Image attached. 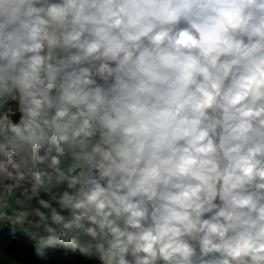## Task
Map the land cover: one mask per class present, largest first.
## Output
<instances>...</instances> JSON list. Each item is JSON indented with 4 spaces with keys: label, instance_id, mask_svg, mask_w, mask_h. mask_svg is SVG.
Returning a JSON list of instances; mask_svg holds the SVG:
<instances>
[{
    "label": "clouds",
    "instance_id": "9594fccd",
    "mask_svg": "<svg viewBox=\"0 0 264 264\" xmlns=\"http://www.w3.org/2000/svg\"><path fill=\"white\" fill-rule=\"evenodd\" d=\"M5 233L28 264H264V0H0Z\"/></svg>",
    "mask_w": 264,
    "mask_h": 264
},
{
    "label": "trees",
    "instance_id": "16d2710c",
    "mask_svg": "<svg viewBox=\"0 0 264 264\" xmlns=\"http://www.w3.org/2000/svg\"><path fill=\"white\" fill-rule=\"evenodd\" d=\"M5 243L2 246V252L7 255L9 258L13 259L18 264H28L29 261L34 260L35 258L30 255V249L23 243L13 244L8 234L5 233L3 237ZM52 259L63 262L65 259L69 261L82 260L81 257L74 253H58L55 257H50Z\"/></svg>",
    "mask_w": 264,
    "mask_h": 264
},
{
    "label": "crops",
    "instance_id": "0c3cea01",
    "mask_svg": "<svg viewBox=\"0 0 264 264\" xmlns=\"http://www.w3.org/2000/svg\"><path fill=\"white\" fill-rule=\"evenodd\" d=\"M0 264H18L13 259L9 258L2 251H0Z\"/></svg>",
    "mask_w": 264,
    "mask_h": 264
}]
</instances>
